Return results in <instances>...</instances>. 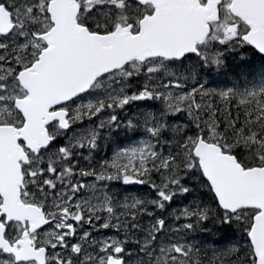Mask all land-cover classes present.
Returning a JSON list of instances; mask_svg holds the SVG:
<instances>
[{"label": "snow or ice", "instance_id": "6c2138e0", "mask_svg": "<svg viewBox=\"0 0 264 264\" xmlns=\"http://www.w3.org/2000/svg\"><path fill=\"white\" fill-rule=\"evenodd\" d=\"M0 264H264V0H0Z\"/></svg>", "mask_w": 264, "mask_h": 264}]
</instances>
